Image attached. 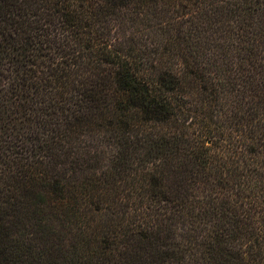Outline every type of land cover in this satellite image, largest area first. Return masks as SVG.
<instances>
[{"label": "trees", "instance_id": "obj_1", "mask_svg": "<svg viewBox=\"0 0 264 264\" xmlns=\"http://www.w3.org/2000/svg\"><path fill=\"white\" fill-rule=\"evenodd\" d=\"M0 264H264V0H0Z\"/></svg>", "mask_w": 264, "mask_h": 264}]
</instances>
